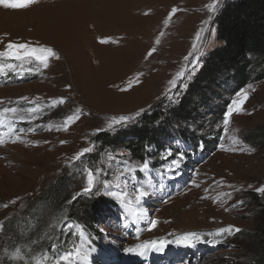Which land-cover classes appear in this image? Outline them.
I'll return each instance as SVG.
<instances>
[{"label": "rangeland", "instance_id": "1", "mask_svg": "<svg viewBox=\"0 0 264 264\" xmlns=\"http://www.w3.org/2000/svg\"><path fill=\"white\" fill-rule=\"evenodd\" d=\"M229 1L234 0H220L215 13L209 10L213 0H39L24 9L0 6V51L9 42L28 43L50 47L60 56L59 60L50 58L47 68L35 60L2 61L17 68H5L0 73V109L15 107L19 110L15 116L24 119L7 114L9 119L0 126V138L4 140L0 145V264H65L63 257L73 250L80 254L73 257L72 264L77 260L80 264H122L134 259L139 264H158L157 254L172 255V260L167 258L161 264H254L258 205L251 202L250 194H257L264 203V194L256 191L264 186V149L249 144L248 137L264 127V80L244 88L249 99L242 113H233L227 132L223 119L238 93L229 95L232 89L221 94L228 102L227 106L219 104L225 110L221 116L200 105L199 114L187 118L190 130H197L199 135L221 132L216 151L205 159L193 160L187 155L190 146L164 138L174 146L170 151L173 160L171 165L166 164L164 175L155 177L151 160L147 169L141 170L143 164L132 157L136 145L107 149L98 162L89 163L99 147L95 140L99 134H121L160 105L175 108L187 95L199 75L203 57L218 45L214 22ZM173 9L177 10L174 14ZM198 33L203 44L196 40ZM153 48L155 52L149 56ZM196 56L201 66L190 79L178 80L172 90L177 95L170 100L165 95L169 82ZM202 87L208 88L207 84ZM207 95L203 97L206 100L210 98ZM60 98H64V104L51 106ZM38 105L43 107L35 113L25 111ZM78 109L79 119L63 130L65 118ZM138 112L141 114L127 126L108 129L109 118L135 116ZM233 135L243 145H233ZM244 145L253 151L225 150L243 149ZM85 148L91 151L74 160ZM179 153H184L180 160L184 174L180 169L172 172L178 168L172 162L180 159ZM86 168L103 169L96 175L99 192L94 188L91 194L83 193ZM67 174L74 180L73 203L85 197L102 203L112 201L118 208L117 216H110L108 206L95 221L91 220V227L98 232L88 231L81 222L84 226L77 228L83 231V238L78 233L74 248L60 250L54 245L55 235L61 234L57 245L63 244V233L70 230L62 227L66 223L58 222L45 237L30 233L25 217L31 204ZM180 175L183 179L174 185L163 182ZM105 181L108 189L103 187ZM138 188L148 192L139 205L135 202ZM106 191L117 196L106 195ZM121 191L126 194L123 201L118 196ZM131 208L146 210V214L134 215ZM8 222L16 223L17 233L5 230ZM228 226L241 231L226 235L219 243H199L195 248L175 243L186 233H214ZM163 240L169 243L161 252L137 248ZM49 245L56 250L55 256ZM129 248L134 251L128 252Z\"/></svg>", "mask_w": 264, "mask_h": 264}, {"label": "trees", "instance_id": "2", "mask_svg": "<svg viewBox=\"0 0 264 264\" xmlns=\"http://www.w3.org/2000/svg\"><path fill=\"white\" fill-rule=\"evenodd\" d=\"M214 24L218 45L203 57L199 75L194 79V84L187 95L179 99L175 108L174 106L164 108L160 105L157 110L145 114L139 123L131 124L121 134L118 132L99 134L95 139L99 147L96 153L91 155L90 164L98 162L103 151L107 149L116 150L122 146L136 145L135 150L131 151L133 158L143 165H149L151 160L154 170H162L165 162L163 155L174 149V146L165 142L164 138L180 140L181 143L190 146L187 155L196 161L205 159L216 151L221 132L208 131L204 136L199 135L197 130H190L187 118L199 114L200 105L206 108L207 112L211 114L215 112L217 116H221L225 110L219 104L228 105L227 97H221L225 90L232 89L228 93L234 95L246 86L264 80V0L229 1ZM203 84H207L208 88L202 87ZM206 93L210 97L207 100L204 99ZM216 99L220 100V103H217ZM248 138L249 144L264 149V127ZM71 177L69 174L65 175L47 190L43 197L31 204L25 217L30 233L38 232L39 236L46 237L48 231L54 230L53 226L58 222L78 227L83 223L88 231L98 232L91 227L90 222L95 221L103 208H107L113 202L102 203L97 199L80 196V201L73 203L75 189ZM250 197L251 202L258 205V209L255 210L258 224L254 239L257 245L254 264H264V203L255 193H251ZM17 228L16 223H5V230L12 234L17 233ZM78 233L77 229H70L69 234L63 233L66 236L65 241L61 240L63 244L57 245L61 238V234L57 232L54 245L60 250L74 248L78 243ZM48 249L51 250V245ZM51 253L53 256L57 254L56 250H51Z\"/></svg>", "mask_w": 264, "mask_h": 264}, {"label": "snow or ice", "instance_id": "3", "mask_svg": "<svg viewBox=\"0 0 264 264\" xmlns=\"http://www.w3.org/2000/svg\"><path fill=\"white\" fill-rule=\"evenodd\" d=\"M39 0H0V6L4 7L5 9H24V8H28L36 3H38ZM220 0H213V3L209 6V10L213 13H215L217 11V5L219 4ZM176 9H173V14L176 12ZM171 19V16L169 17V20ZM167 24V21L165 22ZM203 31V30H202ZM196 40L197 42H200L201 44H203L202 40H201V35L200 33L197 34L196 36ZM107 41H101V43H106ZM157 44H159V40L156 41ZM195 47V45H194ZM155 52V48H153L148 55H152V53ZM201 54H203V50H201ZM50 58H55L56 60L60 59V56L50 47H46V46H32L28 43H23V44H18V43H14V42H9L6 46H5V50L4 51H0V73H3L5 68L7 69H12V70H16L17 65L12 64V63H3L2 61L4 59H8V60H15V61H20L23 62L25 60L28 61H32L35 60L37 62H39V64H41L43 67L47 68L49 66V60ZM186 60L188 59L187 57L185 58ZM201 66V61L199 56H196L193 58V62L185 67L184 70H182L181 72L177 73L176 78H174L173 80H171L169 82V89L168 91L165 93L166 96H168V98L170 100L174 99V97L177 95L176 93H174L172 90L175 89L177 87L178 84V80H184V79H190L192 75L195 74L196 70L198 69V67ZM31 70V69H29ZM137 80H139V76L137 77ZM131 81L129 82V84L131 85ZM184 88H187V84L182 85ZM249 88H251L252 86L249 85ZM122 90H127V89H122ZM23 99H27V97L23 98ZM249 99V95H248V91L247 89L241 90L240 92H238L236 94V98H234L231 101V104L228 106L227 111L225 113L224 119H223V125L224 127V131L227 132L228 128L227 125H229L230 123V118L233 115V113H242L244 111L243 109V104ZM65 103L64 98H60L58 101H54L52 102L51 106H55L57 104L62 105ZM42 105H38L36 107L33 108H28L25 111H27L28 113H35L38 111V109L42 108ZM19 110L15 107H11V108H4V109H0V126H3L6 122V120L9 119L7 114H13L14 119H19V120H23L24 117L23 116H15V114L18 112ZM143 110H141L142 112ZM79 113L80 110H76L75 112H73L71 115L67 116L64 120V125H63V130H67L68 126H70L72 123H74L77 119H79ZM141 113H136L135 116H119V117H111L108 120L107 123V127L108 129H113L117 126H127L131 121L135 120L136 116H139ZM8 128L11 131L12 130V124L9 122L8 123ZM60 130V129H57ZM99 131V130H98ZM236 132L239 131V129L235 130ZM18 139V138H17ZM11 142L15 143L16 140H12ZM231 142L233 145H243V141L239 139V137L233 135L231 137ZM62 143H64L62 141ZM4 144V140L2 138H0V145ZM221 147H223V145H221ZM247 149V146L244 145L243 149H237L235 147L230 148V149H225V150H229V151H237V150H245ZM249 152L253 151L252 149H247ZM91 149L90 148H85L83 149L80 153H77L75 157H73L74 160H79L81 158V156H83L85 153L90 152ZM170 154V152H169ZM180 159L174 160L173 166L174 167H179L180 164V160L183 159V153H179ZM147 169V164L143 165V169L141 170H145ZM129 171H133L132 169H129ZM84 173H85V179H86V185L83 189V193L84 194H91L93 192V189L96 188V191L99 192L100 189L97 188V180H96V175L97 173H103V169H97V170H93L91 168H86L84 169ZM125 183H127V181H125ZM103 187L105 189H108V183L107 181H105L103 183ZM256 191L260 194H264V186L256 189ZM106 195H113V196H117L116 193H113L111 191H106L105 193ZM125 193L123 191H121L118 196L121 199V201H123L124 197H125ZM226 195H230L226 194ZM148 196V192L143 190L142 188H138L135 190V202L137 205L142 204L143 200ZM76 197L74 196L73 199H75ZM12 203H16V201H12ZM239 203H243V201H240ZM129 207H131V201H129L128 204ZM4 207H8V205H4ZM132 212L134 215H143L146 214V210H142L139 208H131ZM153 226H155V222H153ZM2 227V226H0ZM62 227H67L69 229H77L79 231V234L81 236V238H83V231L78 229L76 225H72V224H66L63 225ZM241 229L239 228H235L234 226H228L226 228H222V229H218L216 232L214 233H186L181 235L180 237L177 238V240L175 241V243L177 245H182L184 247H192L195 248L197 246V244L199 243H219L221 242V240L223 238H226V235H232L233 233H237L240 232ZM205 236L209 237V239H205ZM213 237H219L221 239L219 240H213ZM169 243V241L163 240V241H150L147 242L144 245H139L137 246L138 249H149V248H154L156 251L161 252L164 250V248L167 246V244ZM128 252H133L134 249H127ZM79 251L78 250H73V252L68 253L67 255H65L63 257V261L65 262V264H72V259L73 257L79 256ZM137 254L143 255V252H137ZM75 264H80V261L77 260L75 262Z\"/></svg>", "mask_w": 264, "mask_h": 264}, {"label": "bare ground", "instance_id": "4", "mask_svg": "<svg viewBox=\"0 0 264 264\" xmlns=\"http://www.w3.org/2000/svg\"><path fill=\"white\" fill-rule=\"evenodd\" d=\"M61 73H62V72H61ZM64 74H65V73H64ZM64 82H65V80H64ZM114 261H116V259H115ZM159 261H160V258L157 256V257H156V262H159ZM116 262H120V263H121L122 261H116ZM122 264H139V262H136V261H135V262H133V261H125V260H124Z\"/></svg>", "mask_w": 264, "mask_h": 264}]
</instances>
